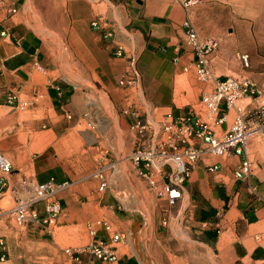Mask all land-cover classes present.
Masks as SVG:
<instances>
[{
	"label": "crops",
	"instance_id": "crops-1",
	"mask_svg": "<svg viewBox=\"0 0 264 264\" xmlns=\"http://www.w3.org/2000/svg\"><path fill=\"white\" fill-rule=\"evenodd\" d=\"M193 1L185 9L178 0H0V32L8 33L0 34V149L12 161L13 182L22 175L39 183L71 182L58 195L63 213L50 230L37 223H15L24 228L16 232L0 226V264L41 262L29 256V246L38 249L35 258L46 257L48 264H83L90 260L88 254L79 261L65 251L82 245L65 244L84 240L90 225L117 247L119 264H170L166 255L179 253L160 248L172 231L164 229L159 211L151 219L116 211V205L132 202L125 199L132 192L127 181L138 175L127 159L135 134L133 119L122 113L125 92L118 80L127 60L116 56L117 46L137 57L144 97L157 118L167 110L197 111L209 88L203 82L188 87L184 69L193 67L194 57L186 43L187 19L202 40L217 42L210 56L214 77L264 84V0ZM98 17L114 26V39L92 27ZM46 31L60 35L76 56L78 77L91 80L98 93L63 73L51 48L56 43L46 39ZM241 54L249 56L248 67ZM101 92L117 122L103 111L97 99ZM10 94L17 98L15 105L8 104ZM248 103L250 109L257 105L249 99L239 104ZM232 116L233 111L229 122ZM259 126L249 142L250 179H236L237 157H205L186 182L183 200L175 204L183 206L176 221L215 256L212 264H264V117ZM215 162L221 169L208 172L205 164ZM109 163L116 168L110 186L101 192L91 174ZM103 220L125 238L113 243L100 226Z\"/></svg>",
	"mask_w": 264,
	"mask_h": 264
},
{
	"label": "built area",
	"instance_id": "built-area-1",
	"mask_svg": "<svg viewBox=\"0 0 264 264\" xmlns=\"http://www.w3.org/2000/svg\"><path fill=\"white\" fill-rule=\"evenodd\" d=\"M178 1L185 9L194 3L193 0ZM92 27L105 39L115 37L114 26L102 17L95 19ZM184 27L186 43L194 57L193 67L188 66L184 70L209 85L202 93L201 108L197 111L170 112L154 117L144 97L137 57L120 45L116 49V56L127 60V68L118 83L125 92L122 113L133 119L131 128L135 134L134 149L127 159L135 165L138 176L157 199L169 205L183 200L186 182L194 167L205 157H237L240 161L235 166L236 179H250L253 163L249 157V142L252 134L262 128L259 125L264 117V84L260 86L250 78L214 77L210 71V56L217 42L202 40L188 19ZM0 34L6 36L8 33L1 31ZM240 59L245 67L249 66L247 54H241ZM16 99L14 94H10L8 104L15 105ZM244 99L255 100L256 107L250 109V103L241 106L239 103ZM231 111L233 116L229 122ZM225 125V130H222ZM221 167L217 162L205 164L211 173L218 172ZM115 168L116 163H109L94 173L99 191L104 192L110 186ZM108 171L110 175H107ZM13 172L11 159L0 149V199L7 193L11 194L14 203L11 213L17 225L37 223L45 231L50 230L63 213L58 195L69 188L71 182L57 183L51 179L39 183L22 175L16 183L13 182ZM164 224H167V217ZM100 226L113 243L125 238L124 233L114 230L106 220L101 221ZM88 229L92 241L86 246L66 249V253L79 261H82V255L88 254L90 260L83 264H119L117 247L108 244L93 226Z\"/></svg>",
	"mask_w": 264,
	"mask_h": 264
},
{
	"label": "rangeland",
	"instance_id": "rangeland-1",
	"mask_svg": "<svg viewBox=\"0 0 264 264\" xmlns=\"http://www.w3.org/2000/svg\"><path fill=\"white\" fill-rule=\"evenodd\" d=\"M46 33H47L46 39L56 43V46L51 48L53 49L54 54L57 57H59V64L63 68L62 69L63 73L67 77H69L70 80L74 82H79L80 84H83L86 88L88 87L90 89H93L98 93L95 84L91 80L83 77H78L77 64L75 60L76 56L74 55L73 51H71L70 48L65 44L64 40L60 37V35H58L54 31L52 32L46 31ZM188 76L190 77L188 80V87L190 89L191 87L197 84L203 85V83L199 82L196 79L195 75L192 72H189ZM92 98H94L93 95ZM97 99L100 101L103 111L111 119L117 122L116 111L114 107L111 105L107 95L101 92L98 94ZM246 103L247 101L244 102L243 104L245 105ZM166 112L170 113L171 111L167 110L165 111V114ZM118 130L120 131V128H118ZM121 132L122 131H120V133ZM94 173L91 174L92 178ZM127 184L131 188L132 192L131 193L128 192V195L125 197V199L126 201H128L127 199L130 198L132 202L130 203L125 202V204L116 205V211L119 213H124L129 216H135V215L146 216L148 219L153 218L155 213L159 211L164 229L168 231H172V238L164 242V244H162L160 248L174 249L175 252H179L173 255H166V261L170 262V264L171 263L172 264H212L216 262L215 256L207 252V250H205L206 248H204L202 245H199L198 243H194L193 237L190 238L188 236L186 228L176 221L175 215H177L179 211L182 212V208H183L182 204L169 205L164 201H160L159 199H157L154 193L148 188L146 183L138 175H136L135 178L131 177V180H128ZM13 206L14 203L10 193H7L2 199H0V216H1L0 226L3 229H6L7 231L8 230L12 232L23 231L24 228H19L15 224V221L11 213V209L13 208ZM165 217H167V224H164ZM138 224L139 222L137 221L136 225ZM91 240L92 238L90 234L86 231L84 240H82L80 243L76 242L75 244L74 242V244H72V242L69 241L66 242L65 246L66 245L85 246L89 244ZM26 249H28L29 256L32 255L35 261H41L35 263L48 264L47 262L48 259L46 257L35 258L36 256H38V253H34V252L38 251V249H34L31 246L26 247ZM43 249H47V248H43ZM3 254H5L4 259L8 260L9 255L7 254V251L3 252ZM35 263L32 262V264Z\"/></svg>",
	"mask_w": 264,
	"mask_h": 264
}]
</instances>
